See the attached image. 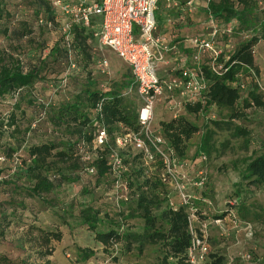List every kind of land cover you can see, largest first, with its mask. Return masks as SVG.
Here are the masks:
<instances>
[{
    "label": "trees",
    "instance_id": "16d2710c",
    "mask_svg": "<svg viewBox=\"0 0 264 264\" xmlns=\"http://www.w3.org/2000/svg\"><path fill=\"white\" fill-rule=\"evenodd\" d=\"M209 3L220 29L213 41L224 49L215 64L228 71L217 74L208 54H203L196 66L192 61L196 51L181 50L188 57V68L202 73L206 89L199 98L184 104L182 111L188 116L159 122L157 133L163 140L162 149L187 166L183 174L194 179L200 169L206 171L204 187L188 186V193L194 198L200 194L204 202L214 192L208 184V162L223 158L238 145L247 156L217 167V172L229 178L230 188L220 215L214 218L229 217L244 226L251 220L262 223L264 201L255 196L257 190L264 193V142L253 136L248 125L254 111H264V93L251 75L254 73L261 82L255 48L264 42V6L256 0ZM165 5L166 1L160 0L161 12ZM206 11L202 8L204 14ZM180 15L179 11L163 13L157 23ZM62 16L50 0H0V41L9 46L0 51V192H7L6 199L0 201V238L16 217L14 210L7 213L5 208L24 206L17 199L30 197L41 201L45 211L62 212L59 214L64 224L74 220L85 227L111 259L124 254L140 259L150 252L156 264H186L192 244L191 211L181 206L179 198L171 196L172 189L162 183L164 166L160 157L150 171L142 153L132 147L118 150L126 167L119 181L110 166L117 139L141 130V101L136 91L129 93L135 85L131 70L121 82H112L105 74L91 70L96 61L94 49L100 47L97 35L101 21L95 17L88 27L74 25L68 40L62 32ZM232 22L236 23L233 33L223 34ZM176 24L160 36L173 45L187 37L181 29L185 25ZM176 30L181 35L174 36ZM53 34L58 35L54 42ZM180 72L175 71L174 76ZM101 128L109 138L104 146L96 143ZM35 136L41 139L32 142ZM20 149L26 151L21 160L17 156ZM11 162L13 166L8 167ZM85 176L90 179L79 191L83 201L65 202L62 196L66 187L83 182ZM118 182L129 190V201L119 206L113 200ZM33 230L43 250L39 249V259L43 264H54L49 257L55 252L53 243L63 240L62 232L33 226L28 232ZM195 230L203 236V229ZM95 252L80 248L78 262L91 260ZM221 261L219 258L218 264ZM0 264L18 263L0 254Z\"/></svg>",
    "mask_w": 264,
    "mask_h": 264
},
{
    "label": "built area",
    "instance_id": "2783aa9c",
    "mask_svg": "<svg viewBox=\"0 0 264 264\" xmlns=\"http://www.w3.org/2000/svg\"><path fill=\"white\" fill-rule=\"evenodd\" d=\"M53 6L65 17L62 23V32L69 40L70 33L74 25L90 26L93 17H101V27L97 35L101 49L107 48L114 52L130 68L135 85L131 88L130 94L136 91L141 101L139 111V133L127 132L117 139V149L112 151L110 166L115 178L120 179L122 173L126 171L124 160L118 150L132 147L134 150L144 155L145 166L150 171H154L157 158L160 157L164 166V172L160 176L162 183L169 186L177 197L180 205L187 207L192 214L190 215V229L192 233V244L189 248L186 264H205L209 255L208 238L206 231L202 230L203 236L200 237L193 228V214L195 208L192 203L193 196L188 193V186L202 188L207 182V173L200 169L195 178L192 179L184 173V165L175 158L172 152H165L162 149L163 140L157 132H152L151 126L155 115V107L162 99L167 101L168 111L173 114L172 119L180 116L184 104L192 102L201 96L206 89V82L199 71L188 68V57L184 56L180 47L182 43L185 48H192L196 51L192 61L199 66L201 56L208 54L213 60V70L227 72L223 65L216 66V61L224 55V49L213 41V38L220 34L218 22L209 10L210 1L205 4L207 15L205 17L206 28L210 30L208 37L195 36L185 39L178 45L166 42L161 37L155 35L158 27L156 13L159 8L160 0H102L99 4L91 0H50ZM169 9L181 11H194V3H177L175 0H165ZM205 13V14H206ZM236 23L229 24L223 32L230 36ZM173 65L170 66L172 63ZM102 71L106 73L109 68L107 60L99 62ZM172 67L171 72L164 70L166 77L160 76L157 67ZM180 70L178 76L167 78V75ZM254 81L258 84L261 92L264 93V86L255 74L251 73ZM240 75L239 78H242ZM240 88L245 89L243 81ZM109 141L105 128L99 129L96 137L98 146L107 145ZM203 163L207 161L202 158ZM119 206L120 202L129 201V190L122 182L115 186L114 198ZM171 207L176 209L175 202H171ZM224 219L213 221L215 226H222ZM206 226H204L205 228ZM253 226L246 224L244 232L247 237H252ZM249 260L250 256H245Z\"/></svg>",
    "mask_w": 264,
    "mask_h": 264
},
{
    "label": "rangeland",
    "instance_id": "374dc122",
    "mask_svg": "<svg viewBox=\"0 0 264 264\" xmlns=\"http://www.w3.org/2000/svg\"><path fill=\"white\" fill-rule=\"evenodd\" d=\"M91 1L98 4L101 2V0ZM180 1L183 2L187 0ZM256 2L262 3L261 6H264V0H256ZM261 13V16L264 17V12L261 11ZM185 14L186 13H181L177 19H172V24L168 23L167 28L163 26L161 30L159 29L157 31V33L163 35L166 33L167 29L170 28V25H177L176 23H178V25H185V28H181L187 30L184 32V36H190L193 35V33L197 34L199 30L196 28L200 27V25L202 28H206V24L204 22L201 23L199 21V24L196 22L199 19H205V14L202 11H200L198 14H194L191 17L186 15V18H184ZM64 19L65 17L62 19V23ZM94 19L95 17L92 18V20ZM97 19L101 21V17H97ZM179 34L180 33H178V30H176L174 36H178ZM57 36V34L52 35L53 42L57 39ZM8 47L9 46L7 42L0 41V51L7 49ZM255 52L257 56V63L260 69V80L264 85V42H261L257 45ZM94 56L96 61L94 64H92L90 69L94 72L96 71L97 73L100 72L101 74H105V76H107L112 82L123 81L125 75L129 72V66L110 49H101L99 46H97L94 49ZM104 59L109 63V68L106 73L102 71V68L99 64V62ZM80 68L81 66H79V69ZM161 68V66L157 67L158 72ZM134 99L136 100V98ZM179 114L181 116H188L185 111H180ZM28 115H31V109L28 110ZM172 117L173 114L168 111L167 101L162 99V102L158 103L155 107V115L151 126L152 132L158 131L159 122H168L172 120ZM189 118L192 121L194 120L192 117ZM248 126L250 129H252L253 136L264 142L263 110L258 109L254 111L253 119L251 120V124ZM39 139H41L40 136H35L32 137L31 141L37 142ZM25 149H20L17 154L20 160L26 155ZM194 151L195 150L193 149V152ZM238 156L239 158H243L247 156V154L238 149V145H236V147L234 146V150L232 152H228L223 158L212 160L211 163L208 162V166L210 165L208 184L210 185L209 188H213L214 191L212 197L207 202H204L200 198L201 195L199 194V196L195 195V198L193 197L192 200L195 210L197 209L193 214V228L196 229L197 227L207 232L206 235L208 238L209 255L205 261V264H218L219 258L222 260L220 264H264V222L257 223L251 220L252 223L250 224L254 229L252 237L246 236L244 232V225L235 224L233 221L229 220V217L223 220L221 227H217L213 224V221L215 220L214 216L220 215L221 213V209L227 200L225 197L228 194L230 188V181L228 180L229 178L225 173L217 172V167L222 163H229L230 160L235 159ZM11 164L12 162L8 164V167ZM188 171L191 175L192 169H189ZM88 179H90V177L85 176L83 182L75 183L70 187H66L65 193L62 196L64 201L67 203L73 200L79 203L83 201V198L79 196V191L82 183L84 184L88 181ZM168 190L171 189L168 188ZM262 192L263 191L261 190H257L255 199L264 201V193ZM4 194L6 195L7 192L2 189L0 192V201H2V199H6ZM171 196L177 197L173 190H171ZM15 198L17 199V197ZM17 201H23L24 206H7L5 208L7 213H10L14 210L16 217H14L15 222L9 226V228L5 229L4 237L0 238V254L9 256L18 264L44 263L39 259L38 255L40 247H38L37 232L36 230L28 232L30 226L36 227V229H57L58 231L62 232L63 240L61 242L53 243L55 246V252L52 257H49V260H51L54 264H156L153 257L149 255L150 252H147V254H145L144 257H141L140 259L133 258L132 255L129 256L127 254L120 255L117 259H113V257L111 259V257H108V255L103 252L102 246H100L94 240L92 233H90L85 227L78 225L76 222H74V220L69 221L68 224H64L60 218V214L62 215V212H59V214L56 212V210L45 211L41 201L30 197H25L24 199L21 198V200L17 199ZM204 226L206 227L204 228ZM80 248L93 249L96 251V256L87 262L79 263L78 250ZM245 256L252 257V260L247 261L245 258H243Z\"/></svg>",
    "mask_w": 264,
    "mask_h": 264
},
{
    "label": "crops",
    "instance_id": "0c3cea01",
    "mask_svg": "<svg viewBox=\"0 0 264 264\" xmlns=\"http://www.w3.org/2000/svg\"><path fill=\"white\" fill-rule=\"evenodd\" d=\"M177 3H194V6H195V10L194 11H188V10H185V11H181V10H177V9H169L166 5H165V7L163 8V13H168L169 15H172V14H174L176 11L178 12H180V13H182V14H184V13H186L185 14V16H184V18H186V15H188V16H193L194 14H198V13H200V11H202V8H204L205 7V4L206 3H208V0H187V1H183V2H181L180 0H175ZM163 16V14H162V12H161V9H159L158 8V11H157V13H156V18L158 17V16ZM170 21H172V18L171 17H167L166 19H164L163 20V23H159L158 22V27H157V31L160 29L161 30V28L163 27V26H165L166 28L168 27V23H171ZM199 21L202 23V22H204L205 23V20H203V19H199L198 21H196L198 24H199ZM197 30H199V32H201L200 34H195V33H193V35H190V36H187L186 37V39L187 38H190V37H195V36H208L209 34H210V30H208L207 28H205V27H203L202 28V26L200 25V27H197L196 28ZM196 29H195V31H196ZM157 31H156V33H155V35L156 36H158V37H160V36H162V34H158L157 33ZM187 30H184L183 29V31H182V33L184 34V32H186ZM185 47H186V44H184V42L182 43V46L180 47V49L181 50H183V49H185ZM168 58H171L172 60V63H171V65L170 66H174L173 64V58L172 57H168ZM172 67H165V66H162V68L159 70V73H160V76L161 77H163V78H165L166 77V74L165 73H163V71L164 70H167L168 71V69L170 70ZM174 74H175V71L174 72H172V74H170V75H167V78H173V77H175L174 76Z\"/></svg>",
    "mask_w": 264,
    "mask_h": 264
}]
</instances>
